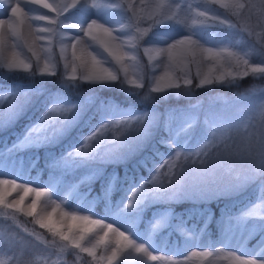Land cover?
I'll return each instance as SVG.
<instances>
[{
	"label": "rangeland",
	"instance_id": "obj_1",
	"mask_svg": "<svg viewBox=\"0 0 264 264\" xmlns=\"http://www.w3.org/2000/svg\"><path fill=\"white\" fill-rule=\"evenodd\" d=\"M153 1L157 2V0ZM49 2L52 3L54 0H49ZM92 2L93 0H89V3L85 0L75 9L70 10L61 18L62 23L75 24L84 28L91 20H97L115 30L126 25L122 20L123 13L132 14L127 8L119 12L116 8L106 6L115 3V0H101L104 6L98 9L89 6ZM128 3L134 5L136 10L142 5L141 0H128ZM180 3L183 6L184 0H180ZM21 4L30 15L47 14L46 9L30 5L27 0H21ZM193 6L198 7L195 3ZM48 14L52 15V13ZM0 19H13L7 0L0 5ZM28 23L35 27L44 22L26 20L25 25L19 28L21 33L26 32ZM166 23L169 28L165 32H160L156 38L147 39L142 43L149 54H156L149 73L152 80L161 73L165 63L166 55L158 54L159 50L166 49L169 44L174 43L176 36H179L182 31L179 24L171 21ZM61 31L65 32L66 36L78 37L85 42L83 61L81 59L75 61V63H81L83 74L87 75L91 72V59L86 55L89 51L94 52L99 61L105 62V69L116 74L115 64L111 62L103 48L97 47L95 41L75 29L65 28ZM0 32L4 34L6 61H11L13 55L19 60H25L26 63L31 61L29 54L32 53L24 46L23 40L11 34L7 24L0 29ZM114 34L124 41L121 49L124 52L120 50L121 53L127 54L123 61V71L128 77L141 79L145 70L134 40L135 34L127 28ZM191 36L199 40L205 48L211 43L204 34H191ZM68 43L67 39L63 41L65 45ZM38 45L48 47L44 40L39 41ZM225 45L229 46L227 40L222 38L221 43L219 42V45L214 47L215 52H219V48ZM56 46L59 54L55 49ZM39 47L37 48V56L40 57L39 64H37L36 56L32 55L38 68H44V64L48 62L50 70H56L60 61L58 58L61 59L66 71H70L75 66L70 47L66 53L67 60L61 58L60 43L53 42L50 46L52 49L50 56L40 51ZM77 56H81L79 46ZM49 57L52 62H49ZM128 57H134V59ZM199 59L205 60L206 58ZM257 61L264 66V56L258 58ZM43 94L44 90L28 85L0 91V134L14 126ZM238 97L236 95L234 97L220 96L219 102L215 105L197 103L187 110L173 114L171 116L172 128L174 134L180 135L177 141L178 146L177 149H173L171 158V155L162 158L166 161L172 160L176 165L173 175L165 176L166 161L164 162L166 165L161 164L150 168L146 178H139L135 183L129 182L122 200L114 209H108L102 215L93 210V197L88 194L89 190L75 191L78 179L99 177L106 170L105 165L108 162L118 164L140 160L154 140L157 130L163 124L162 112L133 107L116 109L112 102L99 101L96 95L72 99L59 92L54 93L44 112L34 122L28 123L11 145L3 142L0 148V177L14 179L37 188H46L54 200L66 202L65 206L68 209L87 213L112 223L126 232L135 244L143 245L151 254L169 257L179 264H235L231 253L243 258L255 259L258 264H264V229L253 245L247 244V240L259 226L264 228V207L260 206L264 204L261 203V200H264L262 198L264 194L260 192L264 190V174L258 171L253 173L250 165V156H255L259 160L261 129L258 121L249 115L250 111L264 100V92L254 91ZM96 102L100 104L101 112L100 123L97 127L86 133L80 132L76 138L71 139L65 153V157H69L63 158V161H57L53 155L46 157L51 175L43 182L38 179L37 174L32 177L28 176V170L37 157L36 154L33 155L34 150L42 146H53L64 139L69 140L70 132L78 126ZM113 126L116 132L120 133L118 138H115L111 132L100 135V129ZM94 134L98 139H91ZM170 145L172 146L173 143L171 142ZM77 152L83 154L77 155ZM177 153L181 154L179 159H176ZM67 170H72L68 177L65 176ZM107 174H109L108 192L112 184L117 181L118 174L116 170H107ZM233 174L238 175L240 181H234L231 176ZM154 181L162 182L163 187H154ZM148 182L152 184V194L149 191L150 187L146 185ZM249 187L258 189L259 203H251L244 210L250 213L254 209L257 214L249 215L246 221L239 215L240 211L231 216L222 215L220 219L221 237L217 242H209V240L204 244L196 242L194 229L190 225L185 226L183 222L177 223L172 218L170 209L155 212L140 230L135 229L130 215L120 209L124 204L133 200L138 201L140 198H145L144 200L150 203L158 200L172 202L189 200L196 204L208 203L220 196L226 198L236 196ZM206 209L208 208L205 207L202 211L208 216L210 210L205 211ZM158 223L159 226H157ZM162 226H168V231L170 228L178 231V235H175L167 245L164 244L163 239L165 232H162L159 238L155 236L156 230ZM32 239L11 218L0 217V261L15 259L16 254L20 252L26 258L50 253V250L39 246ZM204 253L211 255L206 256ZM108 254L110 255V252ZM49 258L58 259V255L55 256V253L51 252ZM98 259L101 260V258ZM125 260H134V264H164L162 260L151 261L143 253H135L133 250L125 256ZM106 262V259L102 260L103 264Z\"/></svg>",
	"mask_w": 264,
	"mask_h": 264
},
{
	"label": "trees",
	"instance_id": "obj_2",
	"mask_svg": "<svg viewBox=\"0 0 264 264\" xmlns=\"http://www.w3.org/2000/svg\"><path fill=\"white\" fill-rule=\"evenodd\" d=\"M156 3L153 0H141L142 5L145 3ZM117 3H121L122 0H116ZM232 0H225V3H231ZM242 2L247 3V0H242ZM141 7L137 10L138 13L145 16V19L141 22L140 27H148L150 21L146 18V14ZM210 7L214 8L218 13L229 14L230 18L236 24L234 29L219 26V25H208V26H193L191 28L185 27L183 24H179L181 32L177 39H181L183 36H191V34H204L209 38V47L214 48L221 43L222 38L227 40L229 47H233V51H240L242 54L248 52L251 55L246 58L249 59L250 63H260L257 61L258 58L264 56V50L260 48V37L256 35L261 29L259 28L260 20L256 14H252L249 23L252 26L253 34H249L248 31L244 29L243 21L239 20L236 16L231 15L229 11L221 7L220 4H211ZM125 8H128V4L124 5V8H116L117 11L122 12ZM116 11V10H115ZM130 15H125L123 13L122 20L129 23L128 18ZM223 16V15H222ZM168 24L162 23L156 25L152 28L151 32L139 40L136 39L138 33L135 28L127 27L128 31L135 34L134 40L136 41L139 54L142 57L144 63V76L136 80L134 77H128L123 71V61L124 58L117 63L107 52L108 58L111 62L115 64L117 68L116 75H118V80L116 82H111V80H96L103 83H87L83 82L81 77L83 74V69L80 62L75 63V80H69L68 77L73 75L72 69L66 71L64 65L61 63V59L58 62V67L56 70H51L55 72V75L48 74V72H43L44 68H38L35 63V58L32 54H29L31 61V68L25 70L23 68H17L14 70H6L5 67L0 64V91L12 89L15 86H32L36 89L44 90V94L39 98L36 104L28 110L25 115H23L14 126L8 128L4 133L0 134V148L5 142L6 145H11L15 137L21 133L24 127L28 123L34 122L48 106L51 97L54 93H61L72 99H77L81 96H94L96 95L99 101L112 102L116 109L133 107L141 110L151 109L153 111H160L163 114V124L157 130L154 135V140L151 145L148 146L143 157L139 160L136 159L134 162L127 163H112L108 162L106 170L97 178H84L78 179L75 191L82 190L84 192L88 191V194L93 197L92 208L97 214H104L108 209H114L119 201L122 200L124 196V191L128 188L129 182H137L139 178H146L149 173V169L154 166H159L161 164L166 165L162 160L164 156L171 155L173 149H177V141L179 134H174L172 128L173 119L171 116L182 110H187L195 104H202L212 106L219 102L218 98L220 96H239L242 94L254 91H260L264 88V74H253L248 69L247 76H235L232 69H227L228 72L232 73V77L238 80V83L232 84H220L215 85L216 82L225 79V68L223 67V60L219 58V62L216 58L200 60L198 58L196 63L191 62V58H181L176 57L175 63L170 62L165 57V63L163 69L155 79H151L150 70L152 69V61L156 59V54H149L148 50L145 51V47L142 43L147 39L156 38V35L160 32H165L168 29ZM97 43V47H101L98 40H93ZM239 41V44H237ZM102 48V47H101ZM58 54V47L56 46ZM122 51V50H121ZM124 52V51H122ZM60 57V55H58ZM98 60V59H97ZM26 62L25 60H23ZM99 61V60H98ZM100 63L93 68L91 63V72L96 71L102 75V69H105V62L99 61ZM107 62V61H106ZM245 69L240 68L243 72ZM88 73V74H90ZM87 74V75H88ZM205 76L210 78L209 83L201 85L200 81ZM228 77V78H232ZM163 78V79H162ZM190 80V84H185V80ZM169 80L173 82H178L180 84L179 88L167 87ZM159 83L162 87V91L152 93L149 98H145V93L154 88ZM140 84L143 87H137ZM246 95V94H244ZM238 97V98H239ZM101 112L100 104L96 102L86 113V115L81 119L78 126H76L68 135V139L62 140L60 143L53 146H42L34 150L33 155H37L34 164L28 170V176H33L37 174L40 181L47 179L51 172L49 171V164L46 157H56L57 161H63L65 153L69 148V141L76 138L80 132L86 133L90 129L97 127L100 123ZM173 143L171 146L170 143ZM64 153V154H62ZM107 170H116L118 174V179L112 184L107 192V183L109 181V174ZM72 170H67L65 176H70ZM150 187V194L153 192L152 184L148 182L146 184ZM258 189L256 187H249L243 192L239 193L233 197H223L220 196L208 203L196 204L193 201L182 200L179 202L172 201H161L158 200L155 203H150L144 200L145 198H140L138 201L134 202L132 208H128L124 204L120 209L122 212L129 214L131 220L134 224L135 229L140 230L146 225V223L152 218L155 212L163 209H170V214L172 218L178 223L183 222L184 225H190L195 231V240L204 244L205 241L217 242L221 237V216L222 215H235L240 211V216L248 219L249 215H246L248 210H244L251 203H259ZM264 194V190L260 191ZM262 198H264L262 196ZM264 203V200H261ZM207 207L205 211L210 210V214L203 213V209ZM198 212V214L196 213ZM158 228V227H157ZM168 226L159 227L156 230L155 236L159 238L162 232H165L163 239L164 244H169L174 236L178 235V231L175 229L167 230ZM263 226H259L252 236L247 240V244L253 245L263 233ZM29 237V236H28ZM34 241V237H29ZM38 243V242H37ZM39 246L40 245L38 243ZM44 247V246H43ZM102 248L105 246H101ZM132 250L125 251L121 256L113 262V264H134V260H125V256L129 254ZM104 251H99L98 258H102ZM81 255H86L82 253ZM65 259L69 261H74L75 256L72 252L65 254ZM90 260L93 258L89 257ZM101 264L102 260H101ZM107 264V262H106Z\"/></svg>",
	"mask_w": 264,
	"mask_h": 264
},
{
	"label": "snow or ice",
	"instance_id": "obj_3",
	"mask_svg": "<svg viewBox=\"0 0 264 264\" xmlns=\"http://www.w3.org/2000/svg\"><path fill=\"white\" fill-rule=\"evenodd\" d=\"M85 0H59V2L50 3L49 0H27V3L30 5L38 6V8L46 9L47 14L42 15H30L27 10L22 6L21 0H7L10 15L13 19L6 20L0 19V29L3 28L5 24L9 26L11 34L19 40H23L24 46L27 47L28 51L32 53L33 56H36L37 64H39L40 57L37 56V48L39 47L38 42L44 40L48 47H39V50L51 55V45L53 42L61 44V53L63 59L67 60L66 53L68 52L69 47L71 48V57L73 63L77 59L83 61V54L85 51L84 45L85 42L78 37L66 36L65 32L61 29H75L78 32H83L84 35L91 38L92 40H98L100 46L106 51L114 60L119 63V61L125 56L126 53H121L120 50L124 45V41L120 39V36L114 34L116 32L122 31L123 28L132 27L135 28L138 33L136 39L139 40L143 37H146L156 25L165 23V22H175L176 24H183L185 27L191 28L193 26H206L208 24L221 23L224 21L225 17L219 15L218 12L210 7L208 0H184V5L181 6L180 0H157L156 3H145L142 5V9L146 14V18L150 21L148 27L141 28V22L145 19L144 15H141L137 12L134 5L128 3V0H122L121 3H115L106 5L109 8H124L125 4H128V11L132 12V16L128 18L129 23L127 25H122L121 29H111L105 27L102 23H99L97 20H91V23H88L86 27L81 28L79 25L75 24H64L62 23L61 18L65 16L70 10L75 9ZM5 0H0V5H3ZM89 3V0H88ZM198 5L194 7L193 4ZM213 4H220L221 7L226 8L231 15L240 18L245 8H247V15L243 17L244 29L248 31L249 34H253V29L249 23L252 14H256L258 18H264V0H247V3L242 2V0H232L231 3H225V0H214ZM92 8H100L102 5L101 0H93L89 4ZM48 13H52L49 15ZM41 21L44 22L42 25H37L33 27L31 23L26 25V32L21 33L19 31L20 26L25 25V21ZM260 37V48L264 50V30H261L259 33H256ZM67 39L69 41L68 45L63 44V41ZM78 46L81 51V56H77ZM147 51V49H145ZM158 54H165L170 62L175 63L176 57L181 58H191V62L196 63L199 58L213 59L216 58L219 62V58L222 57L220 52H215L208 50L206 48H200L196 42L192 39H177L174 43L169 44V46L164 49H160ZM86 55L91 59L93 68L100 62L97 60L96 56L93 55L91 51L87 52ZM226 55L231 58L237 65L243 67L245 70L240 73L241 76L248 75V69L250 68L251 72L254 74L261 73L264 70V66L261 63H250L247 56L251 53H244V55H236L233 52L229 51ZM134 59V57H128ZM0 64L6 66L8 70H14L17 68H23L25 70L30 69L32 66L30 63H26L23 60L17 59L13 55L11 61H6L4 58V34L0 32ZM67 66V65H66ZM86 66V65H85ZM73 75L69 76V80H75V71L76 68L72 69ZM43 72H48V74H53L49 68V63L44 64ZM102 75L96 71L85 76L86 79L90 80H115L117 75L110 72L108 69H102ZM163 79V78H162ZM210 78L205 76L201 79V85L209 83ZM190 80H185V84H190ZM137 87L142 85L137 84ZM167 87L179 88L180 84L178 82H173L169 80L166 85ZM162 87L159 83L153 88V91L160 92ZM261 147L259 149V160L255 156H250V165L253 170V173L258 171L260 174H264V130L260 132ZM180 153H177L176 159H179ZM167 164V171L165 173L166 177H171L174 173L173 169L176 167L173 161H170ZM157 182L158 181H154ZM264 207V204L260 205ZM250 215H256L257 213L253 209ZM133 250L135 253H143L151 261L157 259L156 255H153L148 252V250L143 246H136L135 242L129 240L123 246H120V243H117V248L108 256L102 257L101 260L106 259L109 264H113L122 253L125 251ZM92 255L95 256V252H92ZM204 255H211L210 253H204ZM235 261V256L232 257ZM243 261H249L250 264H258L255 259L243 258ZM160 260L164 261V264H179V262L172 260L169 257H160ZM235 264L237 262L235 261Z\"/></svg>",
	"mask_w": 264,
	"mask_h": 264
},
{
	"label": "clouds",
	"instance_id": "obj_4",
	"mask_svg": "<svg viewBox=\"0 0 264 264\" xmlns=\"http://www.w3.org/2000/svg\"><path fill=\"white\" fill-rule=\"evenodd\" d=\"M208 2L209 4H213L214 0H208ZM218 14L225 17L224 21L208 25L226 26L232 29L236 27V24L230 18L229 14ZM246 15L247 8H245L242 16L238 19L242 21L243 17ZM259 20V28L264 30V18H259ZM89 23H91V21ZM181 39H192L200 48H205L199 40L193 39V36H183ZM237 44H239V41H237ZM232 48L233 47L227 45L219 48V52L224 57L223 67L225 68V79L216 82L215 85L239 82L235 77H232V73L228 72L227 69H232L235 76H241V67L229 58L226 53L231 51L236 55L242 56L244 54L240 51H232ZM206 49L216 51V49L212 47H207ZM92 53L96 56L94 52ZM49 62H52L50 57ZM4 67L8 70L6 66ZM260 74H264V70H262ZM52 75H55V72H53ZM85 76L86 75H82L81 77L83 82L103 83L101 81L86 79ZM117 80L118 75L117 78L111 82H116ZM260 92H264V89H261ZM152 93H155V91H153V88H150V90L145 93V98H149ZM244 94H248V90L247 93ZM249 115L251 118L257 120L260 129L264 130V100L254 107ZM99 131L101 136L107 132H111L115 138H118L120 135V133L116 132L115 126L104 127ZM91 139H98V137L94 134ZM261 143V140H259V149ZM76 154L82 155L83 153L77 152ZM170 161L172 160L166 161V163ZM162 175H164V173ZM231 176L234 181H240L238 175L233 174ZM153 185L157 188L163 187L162 182H153ZM65 204L66 202L54 200L51 193L46 188H37L14 179L0 177V217L11 218V220L22 228L24 233L29 237H34V240L50 250V253L54 252L55 256L58 255V259H50V253L26 258L24 254L20 252L16 254L15 259L0 261V264H101V260L98 259L99 251H104V257L106 258L109 256V252L111 254L117 248L118 242L120 246H123L129 240H132L126 232L120 230L114 224L98 219L87 213L70 210ZM133 206L134 200L130 201L127 205L128 208H132ZM246 215L250 214L247 213ZM157 226H159V223ZM101 246L105 247L102 248ZM136 246L143 245L136 244ZM93 251L95 252V256L92 255ZM68 252L74 254V261L65 259V254ZM82 253H86V255H81ZM231 254L235 256L237 264H250L249 261H243L241 256L235 255V253ZM89 257L93 259L90 260ZM156 257V260H160V256ZM107 264H109L108 261Z\"/></svg>",
	"mask_w": 264,
	"mask_h": 264
}]
</instances>
